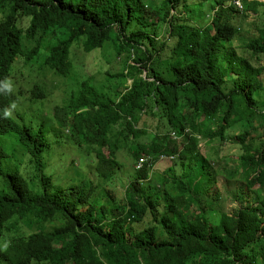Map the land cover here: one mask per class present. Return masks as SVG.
Returning <instances> with one entry per match:
<instances>
[{"label": "trees", "instance_id": "obj_1", "mask_svg": "<svg viewBox=\"0 0 264 264\" xmlns=\"http://www.w3.org/2000/svg\"><path fill=\"white\" fill-rule=\"evenodd\" d=\"M235 1L0 0V262L264 264V1ZM109 47L123 64L100 85L82 67ZM16 63L73 87L55 121L10 115ZM63 129L96 159L66 188L48 173ZM228 144L239 162L216 169Z\"/></svg>", "mask_w": 264, "mask_h": 264}, {"label": "rangeland", "instance_id": "obj_2", "mask_svg": "<svg viewBox=\"0 0 264 264\" xmlns=\"http://www.w3.org/2000/svg\"><path fill=\"white\" fill-rule=\"evenodd\" d=\"M264 1V0H260ZM240 9V8H239ZM241 10V9H240ZM247 22H251V19H249ZM246 32H248L246 30ZM244 34V33H243ZM248 35L244 34V37L242 39L246 40ZM242 41H235L234 45L237 48V51L240 55H244L247 58H251V53L248 51L242 52L241 49H238L241 47ZM111 52V53H109ZM109 52L107 50H99L94 54H90L85 58L84 67H82V72L85 75L92 76L98 84H104L105 83V74L102 72H111L112 74H117L121 72V64L122 61L120 57H114L115 51L112 47H109ZM112 54V56L110 55ZM112 63L111 65L108 63ZM258 62H254L256 64ZM262 66H264V60L260 62ZM105 69V70H103ZM102 70V71H101ZM15 81L14 84L18 86L19 96L21 98L20 102L23 104L22 107H16L14 106L12 109L9 110V113L11 116H15L16 112H20L21 109H24L25 111L29 112L30 118L27 116H24L26 122H34L38 123L42 120L40 119H48L50 121H55L54 115H55V109L58 106H64L67 104L71 97H72V88L71 86L65 85L60 77L53 74V72H50L49 70L41 72L32 71V68L28 66H20L19 63H16L13 71H12ZM43 73V74H42ZM264 79V75L262 76ZM118 80V79H117ZM131 83L129 82V85ZM63 85V86H62ZM35 86H43L44 89L47 91V94L49 92V97L46 101L40 102V103H24L27 102L30 99V93L31 90ZM110 88V87H107ZM110 92L116 94L117 92L122 91L123 87L120 89H117L115 92H113V89H109ZM40 120V121H39ZM52 127V126H51ZM55 127H58L57 125ZM54 127V128H55ZM240 128L237 127L235 134H239ZM60 136L56 137L53 135L51 136V141L57 143H61L60 145H55L53 147V155L51 160L48 163V173H51L52 170L54 171V178L55 182H62V187H69L71 185L70 180L76 179L77 174H81V176L85 179L92 177L91 171L95 168L96 159L95 156H88L84 154L78 153V151L71 145V141L74 138L73 133L69 129H63V131H60ZM233 134V133H232ZM152 134L148 132L146 135L142 136L139 142L148 143L150 142ZM5 145L8 147V149L15 150V154L18 158H22L24 160L23 162V168H26L27 166V157L24 159L22 154L23 150L18 148L17 142L13 141H7L5 142ZM17 146V147H15ZM130 148L135 147V143L131 142L129 144ZM202 152L205 154L208 150L204 142H202ZM237 150L238 147L228 144L226 145L225 152L222 154V160L216 164H214V167L217 169H222L223 167H226L227 165L229 167H235L238 164V158H237ZM108 154V152H107ZM118 159L123 164H128L130 166L134 165L133 158L131 157L128 148L125 147L122 151L118 154ZM171 166L170 162L164 161L163 163H157L154 165L153 169L155 172H164ZM0 184H2V179H0ZM1 193V192H0ZM212 221L219 222L221 219V213L216 212L211 217ZM21 236L22 237H28L31 233L28 232L25 229L21 230ZM10 243L6 242L4 246H8ZM4 264H7L3 261ZM0 262V264H3Z\"/></svg>", "mask_w": 264, "mask_h": 264}, {"label": "built area", "instance_id": "obj_3", "mask_svg": "<svg viewBox=\"0 0 264 264\" xmlns=\"http://www.w3.org/2000/svg\"><path fill=\"white\" fill-rule=\"evenodd\" d=\"M235 4H236L239 8L242 9V4H241L240 0L235 1ZM145 161H146V160H145L144 158H142V159L140 160V162H139V167L143 166V164L145 163Z\"/></svg>", "mask_w": 264, "mask_h": 264}, {"label": "bare ground", "instance_id": "obj_4", "mask_svg": "<svg viewBox=\"0 0 264 264\" xmlns=\"http://www.w3.org/2000/svg\"><path fill=\"white\" fill-rule=\"evenodd\" d=\"M43 98V97H42Z\"/></svg>", "mask_w": 264, "mask_h": 264}, {"label": "clouds", "instance_id": "obj_5", "mask_svg": "<svg viewBox=\"0 0 264 264\" xmlns=\"http://www.w3.org/2000/svg\"><path fill=\"white\" fill-rule=\"evenodd\" d=\"M241 2V1H240Z\"/></svg>", "mask_w": 264, "mask_h": 264}]
</instances>
